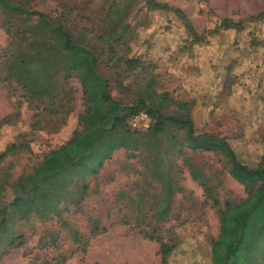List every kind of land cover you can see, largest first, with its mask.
<instances>
[{"label":"trees","instance_id":"16d2710c","mask_svg":"<svg viewBox=\"0 0 264 264\" xmlns=\"http://www.w3.org/2000/svg\"><path fill=\"white\" fill-rule=\"evenodd\" d=\"M141 10L170 13L191 38L190 44L203 41L182 11L155 0H0V29L6 38L0 48V85L16 98L0 126L16 121L24 103L32 112L30 131L56 133L72 111L70 79L80 85L82 106L70 137L14 178L1 166L27 146L12 143L0 152V259L24 245V236L12 227L18 222L55 220L67 229L68 218L80 211L88 194L87 180L95 181L104 163L122 149L125 161L136 166L138 181L133 182L134 190L120 189L112 197L110 226H127L156 243L159 264H166L176 249L171 227H163L177 219L174 195L193 204L191 194L180 185L182 167L201 188L204 202L211 208L219 206L201 167L184 152L187 149L219 155L228 176L246 195L238 204L226 201L217 210L219 232L210 240L211 264H245L243 255L252 253L258 255L255 264H264V247L252 244L254 236L264 234V160L246 166L224 138L196 134L190 105L167 92L156 93L149 64L137 71L138 63L127 57V51L134 37L131 17ZM257 22H264V11L238 22L222 18L214 29L240 31L243 23ZM111 82L130 97L127 104L111 96ZM138 113L148 117L145 129L127 125ZM171 131L180 133L182 142ZM6 191L9 197L3 200ZM85 215L84 237L71 231L73 251L81 254L90 239L107 229L99 218ZM44 238L45 233L38 237L35 249L46 247ZM30 252L23 251L22 257ZM72 255L60 252L40 262L32 256L26 264H62Z\"/></svg>","mask_w":264,"mask_h":264},{"label":"rangeland","instance_id":"374dc122","mask_svg":"<svg viewBox=\"0 0 264 264\" xmlns=\"http://www.w3.org/2000/svg\"><path fill=\"white\" fill-rule=\"evenodd\" d=\"M155 1L182 11L203 41L190 44L191 38L170 13L141 10L133 12L130 20L134 37L127 57L137 61L138 72L148 64L152 67L155 77L151 86L156 93L167 92L173 99L190 105L196 134L224 138L242 164L249 167L259 164L264 160V22L243 23L240 31L215 30L214 25L222 18L238 22L247 15L264 11V0H249L252 4L248 8L243 4L244 0ZM5 39L0 29V48ZM68 83L73 91L72 111L56 133L30 131L28 124L32 112L24 103L16 121L0 126V152L12 143L27 146V150L7 158L1 166L8 168L11 178L64 143L75 129L76 116L82 110L80 85L76 79H70ZM110 94L126 104L130 100L120 94L113 82L110 83ZM15 99L0 85V119L12 112ZM131 118L127 125L133 128ZM171 134L182 142L180 133L171 131ZM184 152L201 167L219 206L211 208L204 202L201 188L182 167L180 185L191 194L193 204L182 201L180 194L174 195L177 219L169 220L163 227H171L176 249L168 256L166 264H211L210 240H215L219 232L217 210H221L226 201L238 204L246 195L228 176L219 155L200 151L189 153L187 149ZM125 156L124 150L115 151L104 163L97 179L87 180L88 194L80 211L68 218L67 229L60 228L55 220L29 219L12 225L16 233L24 236V245L10 250L0 259V264H26L32 256L40 262L60 252L64 255L73 253L62 264H159L156 243L142 239L127 226H110L114 213L112 197L120 189L134 190L133 182L137 180V168L133 161H125ZM8 197L6 191L3 200ZM188 206L190 209L185 210ZM79 212L99 218L107 228L88 241L84 254L73 251L75 244L71 239L73 230L81 238L85 235L86 215ZM44 233L46 247L37 250V239ZM253 240L252 244L262 250L264 234L254 236ZM28 250H31L30 254L22 257V252ZM243 257L247 260L245 264H255L258 255L244 254Z\"/></svg>","mask_w":264,"mask_h":264},{"label":"built area","instance_id":"2783aa9c","mask_svg":"<svg viewBox=\"0 0 264 264\" xmlns=\"http://www.w3.org/2000/svg\"><path fill=\"white\" fill-rule=\"evenodd\" d=\"M148 117L144 113H138L130 119V125L133 128H146L148 125Z\"/></svg>","mask_w":264,"mask_h":264},{"label":"bare ground","instance_id":"6f19581e","mask_svg":"<svg viewBox=\"0 0 264 264\" xmlns=\"http://www.w3.org/2000/svg\"><path fill=\"white\" fill-rule=\"evenodd\" d=\"M243 4H245V6L247 7V6H249V5H251L252 3L249 1V0H244V3ZM254 5V4H253ZM259 5V4H258ZM248 8V7H247Z\"/></svg>","mask_w":264,"mask_h":264}]
</instances>
